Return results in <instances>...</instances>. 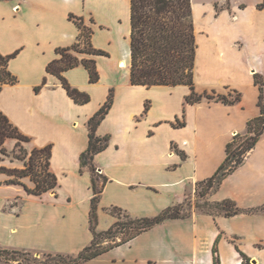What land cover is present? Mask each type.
<instances>
[{
  "label": "crops",
  "instance_id": "0c3cea01",
  "mask_svg": "<svg viewBox=\"0 0 264 264\" xmlns=\"http://www.w3.org/2000/svg\"><path fill=\"white\" fill-rule=\"evenodd\" d=\"M263 2L192 0L195 91L241 99L186 104L189 86L132 85L131 0H0V55H14L7 71L16 79L0 81V112L34 149L52 146L50 170L59 183L55 191L34 196L0 174V246L77 256L92 243V176L87 168L80 171V157L89 146L87 123L111 91L112 107L97 130L110 141L94 159L97 174L108 179L98 205V231L116 223L113 207L133 217H154L196 193L197 184L225 161L228 143L260 115L255 75L264 81V9L258 8ZM71 16L83 19L93 31V48L106 53L78 55L96 61L97 83L82 65L63 73L72 88L90 95L85 105L75 103L47 72L60 58L57 50L78 39ZM178 121L182 126H174ZM2 167L23 170L25 163ZM210 200L234 201L243 212L169 219L82 264H244L245 259L264 264V134Z\"/></svg>",
  "mask_w": 264,
  "mask_h": 264
},
{
  "label": "trees",
  "instance_id": "16d2710c",
  "mask_svg": "<svg viewBox=\"0 0 264 264\" xmlns=\"http://www.w3.org/2000/svg\"><path fill=\"white\" fill-rule=\"evenodd\" d=\"M264 9V2L258 5ZM71 19L79 27L80 33L75 45L71 48L58 49L59 59L50 63L47 67L49 74L55 75L61 81L63 88L75 103L85 105L90 102V95L72 88L64 78L63 73L84 66L90 74V82L99 81L96 61L94 59L80 58L78 55L101 56L105 52L95 50L91 44L93 31L84 24L82 18L71 16ZM131 83L135 86H179L186 85L191 89V94L186 97V104H196L203 99L215 100L225 104H235L240 101V95L228 96L208 94L199 95L195 91V64L197 53L196 30L192 0H131ZM84 45V46H83ZM0 55V81L2 84H14L16 79L7 71L10 58ZM46 84V79L43 85ZM255 84L260 88L259 107L260 115L247 123V132L237 134L227 145V156L216 173L209 179L197 184V193L206 199L203 213L211 215L233 216L243 212L234 201L224 200L212 202L210 196L216 192L223 181L240 166H242L249 153L264 134V81L259 75H255ZM42 86L36 88V92ZM1 90V88H0ZM114 99L113 91L100 110L88 121L89 146L80 157V171L87 168L92 176L93 198L91 201L90 229L93 234L92 243L85 247L77 256L61 253H32L27 250L6 249L0 246V261L4 264H82L93 260L111 249L126 244L150 230L156 225L169 219L190 217L184 214L181 203L168 207L154 217H133L118 207L110 209L111 214L117 218L116 223L107 231H98V205L102 192L108 179L97 174L94 166L95 156L104 151L110 141V136H98L97 130L112 107ZM148 110V106L146 108ZM174 126H182L178 121ZM7 139L17 140V147L22 142H29L30 138L21 134L16 127L10 124L6 116L0 112V152L5 155L3 145ZM176 149L175 146H173ZM38 155H42L44 161L40 162ZM52 146L34 149L23 170H12L0 167V174L10 177L8 185L23 186L30 195L41 196L44 193L55 191L58 186V178L50 170ZM19 160H23L18 158ZM25 159V158H24ZM29 177L34 184L33 188L21 182ZM212 211H217L214 213ZM253 211V210H252ZM255 211V210H254ZM116 212H119L116 214ZM124 212L122 216L121 213ZM122 236V238H120ZM113 239L114 243L104 246L105 240ZM119 239V242L117 241ZM244 264H250L245 259Z\"/></svg>",
  "mask_w": 264,
  "mask_h": 264
},
{
  "label": "rangeland",
  "instance_id": "374dc122",
  "mask_svg": "<svg viewBox=\"0 0 264 264\" xmlns=\"http://www.w3.org/2000/svg\"><path fill=\"white\" fill-rule=\"evenodd\" d=\"M218 4L219 2L216 3L217 10H219ZM223 6H228V5L223 4ZM233 96H236V94H233ZM11 125L15 127L13 124ZM16 145H17V140L15 139H7L5 141V144L3 145V147L5 148L6 153L4 155L0 152V167L3 166V163L15 162L16 160H19L18 158L23 159L21 161H23L24 163H26L29 160L31 153L34 150L32 141L22 142L19 147H17ZM37 157L40 158V160L38 159V161L40 162L44 161V158L42 155H38ZM26 181H28V179L27 180L24 179V181L21 180L22 183L29 186L30 188H33V185L31 183L29 184V182L27 183ZM205 201L207 200L198 196L197 191L194 194H189L188 197L186 198V203H185V206L183 207L182 212L184 214H191V215L196 212H202L204 210L202 206H204ZM212 212L217 213V211H212ZM118 213L119 212H116V214ZM121 215L123 216L124 212H122ZM102 226H104V223H102ZM120 238H122V236H120ZM117 241L119 242V239H117ZM113 243H114L113 239H107L105 240L104 246H109ZM0 264H4V262L0 261Z\"/></svg>",
  "mask_w": 264,
  "mask_h": 264
},
{
  "label": "bare ground",
  "instance_id": "6f19581e",
  "mask_svg": "<svg viewBox=\"0 0 264 264\" xmlns=\"http://www.w3.org/2000/svg\"><path fill=\"white\" fill-rule=\"evenodd\" d=\"M125 65H126L125 62L120 63V67H125Z\"/></svg>",
  "mask_w": 264,
  "mask_h": 264
}]
</instances>
